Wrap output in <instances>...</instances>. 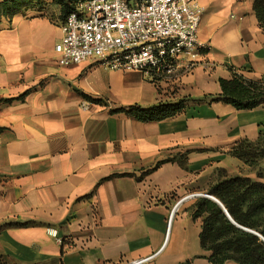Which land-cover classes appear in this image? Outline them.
Listing matches in <instances>:
<instances>
[{"label": "crops", "instance_id": "crops-1", "mask_svg": "<svg viewBox=\"0 0 264 264\" xmlns=\"http://www.w3.org/2000/svg\"><path fill=\"white\" fill-rule=\"evenodd\" d=\"M254 2L196 0L207 50L193 70L154 83L91 62L63 66L60 16L2 21L0 264H210L193 195L226 177L255 178L229 151L257 141L264 107L202 100L221 93L231 70L264 81ZM181 100L184 112L160 122L112 114Z\"/></svg>", "mask_w": 264, "mask_h": 264}, {"label": "built area", "instance_id": "built-area-1", "mask_svg": "<svg viewBox=\"0 0 264 264\" xmlns=\"http://www.w3.org/2000/svg\"><path fill=\"white\" fill-rule=\"evenodd\" d=\"M202 15L196 0H86L61 24L55 53L63 66L91 62L137 71L153 83L170 80L183 66L193 70L195 58L208 48L198 39Z\"/></svg>", "mask_w": 264, "mask_h": 264}, {"label": "trees", "instance_id": "trees-1", "mask_svg": "<svg viewBox=\"0 0 264 264\" xmlns=\"http://www.w3.org/2000/svg\"><path fill=\"white\" fill-rule=\"evenodd\" d=\"M19 0H0V24L21 14L13 10L11 3ZM60 6L61 24L69 14L86 0H53ZM254 12L264 32V0H255ZM221 93L205 97L203 102L229 105L237 111H249L264 107V81H251L231 70V78L219 81ZM24 96L18 100H23ZM15 100L4 101L11 104ZM2 102V101H1ZM201 103V101H200ZM186 100L177 103L158 104L150 108L132 106L112 114H124L139 122H160L175 118L184 112ZM3 129L0 128V132ZM229 154L241 161L256 174L257 180L246 176L226 177L207 190L225 209L238 226L253 231L260 237L237 228L225 211L214 201L201 198L194 206L196 219L203 218L199 236L201 249L207 252L210 264H264V131L255 142H237ZM151 171H146L145 175ZM184 264H189L186 262Z\"/></svg>", "mask_w": 264, "mask_h": 264}, {"label": "rangeland", "instance_id": "rangeland-1", "mask_svg": "<svg viewBox=\"0 0 264 264\" xmlns=\"http://www.w3.org/2000/svg\"><path fill=\"white\" fill-rule=\"evenodd\" d=\"M11 5V9L19 10L21 14L29 17L55 18L56 16H60V6L53 0H19L16 4L12 2ZM249 173L255 175V178L251 179L257 180L253 170L250 169Z\"/></svg>", "mask_w": 264, "mask_h": 264}, {"label": "water", "instance_id": "water-1", "mask_svg": "<svg viewBox=\"0 0 264 264\" xmlns=\"http://www.w3.org/2000/svg\"><path fill=\"white\" fill-rule=\"evenodd\" d=\"M204 198H207V199H210V200H212V201H214V202H216L224 211H225V209H224V207L214 198V197H212V196H209V195H206ZM225 213H226V215H227V217H228V219L233 223V225H235L237 228H239V229H241V230H243V231H245V232H248V233H251V234H254V235H256V236H258V237H260L258 234H256V233H254L253 231H250V230H248V229H244V228H242V227H240V226H238L237 224H235L234 223V221L230 218V216L228 215V213L225 211Z\"/></svg>", "mask_w": 264, "mask_h": 264}]
</instances>
